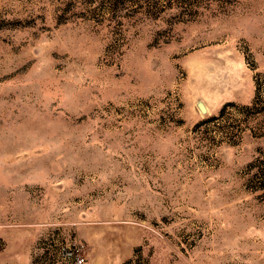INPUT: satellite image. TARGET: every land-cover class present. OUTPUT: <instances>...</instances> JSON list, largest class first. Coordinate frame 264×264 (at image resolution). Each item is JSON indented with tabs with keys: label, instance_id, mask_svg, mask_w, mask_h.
Here are the masks:
<instances>
[{
	"label": "rangeland",
	"instance_id": "374dc122",
	"mask_svg": "<svg viewBox=\"0 0 264 264\" xmlns=\"http://www.w3.org/2000/svg\"><path fill=\"white\" fill-rule=\"evenodd\" d=\"M77 258L264 264V0H0V264Z\"/></svg>",
	"mask_w": 264,
	"mask_h": 264
},
{
	"label": "water",
	"instance_id": "95a60500",
	"mask_svg": "<svg viewBox=\"0 0 264 264\" xmlns=\"http://www.w3.org/2000/svg\"><path fill=\"white\" fill-rule=\"evenodd\" d=\"M196 106H197V108L199 109V111L201 113H206L207 112V107H206L205 103L201 99H198L196 101Z\"/></svg>",
	"mask_w": 264,
	"mask_h": 264
},
{
	"label": "built area",
	"instance_id": "2783aa9c",
	"mask_svg": "<svg viewBox=\"0 0 264 264\" xmlns=\"http://www.w3.org/2000/svg\"><path fill=\"white\" fill-rule=\"evenodd\" d=\"M80 262H82V259L77 258V259H76V263L79 264Z\"/></svg>",
	"mask_w": 264,
	"mask_h": 264
}]
</instances>
